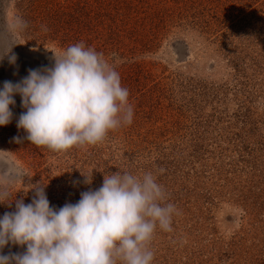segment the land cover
Masks as SVG:
<instances>
[{
    "label": "rangeland",
    "instance_id": "374dc122",
    "mask_svg": "<svg viewBox=\"0 0 264 264\" xmlns=\"http://www.w3.org/2000/svg\"><path fill=\"white\" fill-rule=\"evenodd\" d=\"M79 42L118 58L133 122L57 153L23 139L16 95L0 126V193L11 202L0 216L30 203L34 185L59 208L104 175L150 171L178 210L171 232L154 233L153 264H264V0H0V43L17 57L0 61V87Z\"/></svg>",
    "mask_w": 264,
    "mask_h": 264
},
{
    "label": "clouds",
    "instance_id": "9594fccd",
    "mask_svg": "<svg viewBox=\"0 0 264 264\" xmlns=\"http://www.w3.org/2000/svg\"><path fill=\"white\" fill-rule=\"evenodd\" d=\"M14 27L23 30L27 22L17 18ZM13 45L0 43V61L7 56L15 64L16 55H9ZM54 57L52 67L29 69L18 82H3L0 126L12 121L16 95L26 109L16 122L27 133L23 139L57 153L95 146L110 131L132 124L134 109L116 70L115 53L110 62L79 42ZM91 180L85 176L84 183ZM30 189H35L30 203L16 200L15 210L0 216V264H153L154 233L157 228L171 232L178 214L150 171L104 175L99 188H89L78 201L59 208L50 206L44 185ZM6 199L7 193H0V204L10 205ZM9 244L25 250L3 254Z\"/></svg>",
    "mask_w": 264,
    "mask_h": 264
}]
</instances>
